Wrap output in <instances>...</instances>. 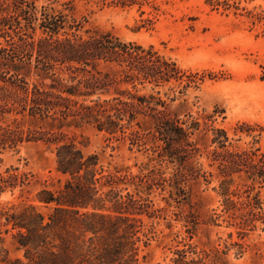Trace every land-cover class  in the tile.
<instances>
[{"label":"trees","instance_id":"1","mask_svg":"<svg viewBox=\"0 0 264 264\" xmlns=\"http://www.w3.org/2000/svg\"><path fill=\"white\" fill-rule=\"evenodd\" d=\"M242 0H205L216 11L264 19V9L247 11ZM120 8H151L155 0H111ZM242 12L244 14H242ZM85 18L38 8L36 0H0V154L27 143L54 146L60 186L40 188L29 203L0 210V264H138L150 231L144 218H158L149 198L159 181L154 170L132 175L112 171L99 156L88 154L68 137L71 128L91 127L131 147L156 153V162L174 168L172 186L206 179L196 163L200 148L193 140L200 122L189 114H171L160 89L177 83L182 95L197 81L153 46L124 41L97 27L84 29ZM201 81V79H200ZM165 97L166 94H163ZM175 99L172 98L170 102ZM220 113L215 110L214 114ZM214 115L201 117L210 131L226 205L233 176L242 180L245 200L239 219L244 228L264 222V152L230 151L225 131L212 126ZM34 175L18 167L0 170V197L29 194ZM129 187L134 190L129 191ZM145 195V197L143 196ZM46 208L47 213L41 211ZM10 239L12 250L6 247Z\"/></svg>","mask_w":264,"mask_h":264},{"label":"rangeland","instance_id":"2","mask_svg":"<svg viewBox=\"0 0 264 264\" xmlns=\"http://www.w3.org/2000/svg\"><path fill=\"white\" fill-rule=\"evenodd\" d=\"M155 1L159 12L152 25L143 22L152 18L148 6L141 8L144 14L140 15L137 6L120 8L111 0H36V5L85 18L84 29L97 27L124 41L151 45L188 74L196 75V87L191 85L184 95L177 83L160 91L171 114L180 118L189 114L199 120V132L193 136L200 148L195 161L206 179L174 187V167L166 162L158 165L149 146L131 147L128 141L115 140L88 126L67 130L68 137L85 153L97 154L110 171L117 167L143 175L154 170L166 180L159 181L149 194L154 209L160 212L158 218H144L143 231L151 233L148 246H140L138 264H264V222L243 229L239 219L233 218L240 214L238 208L245 200L242 190H237L242 180L233 176L228 196L233 204L227 206L221 195L218 162L211 155L221 150L210 143L212 134L204 131L201 119L214 115L212 126L226 132L228 150L264 152V19L252 24L246 15L213 10L205 0ZM240 6L247 11L264 9V0H242ZM172 98L175 100L170 102ZM215 110L220 113L214 114ZM55 159L54 146L41 142L1 153V171L18 167L31 172L37 183L21 198L17 191L3 194L0 210L33 201L43 185L58 188L62 178L55 172ZM256 191L264 202V187L253 193ZM41 211L48 212L46 208ZM5 245L12 250L9 238Z\"/></svg>","mask_w":264,"mask_h":264}]
</instances>
